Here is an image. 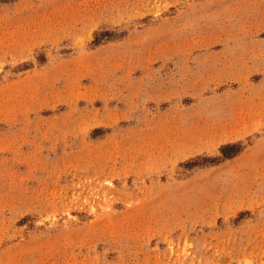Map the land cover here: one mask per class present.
Masks as SVG:
<instances>
[{
  "label": "rangeland",
  "instance_id": "obj_1",
  "mask_svg": "<svg viewBox=\"0 0 264 264\" xmlns=\"http://www.w3.org/2000/svg\"><path fill=\"white\" fill-rule=\"evenodd\" d=\"M0 264H264V0H0Z\"/></svg>",
  "mask_w": 264,
  "mask_h": 264
},
{
  "label": "trees",
  "instance_id": "obj_2",
  "mask_svg": "<svg viewBox=\"0 0 264 264\" xmlns=\"http://www.w3.org/2000/svg\"><path fill=\"white\" fill-rule=\"evenodd\" d=\"M232 148V146H230V145H225V146H223V147H221V152H222V155H223V157H229L230 156V153H231V151L229 152H227L226 150H229V149H231Z\"/></svg>",
  "mask_w": 264,
  "mask_h": 264
}]
</instances>
